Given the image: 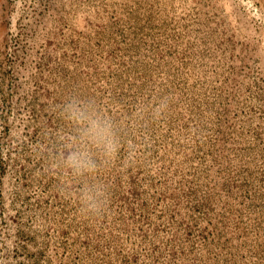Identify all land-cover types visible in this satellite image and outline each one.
Here are the masks:
<instances>
[{"label":"rangeland","instance_id":"rangeland-1","mask_svg":"<svg viewBox=\"0 0 264 264\" xmlns=\"http://www.w3.org/2000/svg\"><path fill=\"white\" fill-rule=\"evenodd\" d=\"M0 264H264V0H0Z\"/></svg>","mask_w":264,"mask_h":264},{"label":"clouds","instance_id":"clouds-1","mask_svg":"<svg viewBox=\"0 0 264 264\" xmlns=\"http://www.w3.org/2000/svg\"><path fill=\"white\" fill-rule=\"evenodd\" d=\"M67 115L79 129L77 137L70 141L72 145L63 157L62 164L75 177L89 176L97 172L94 151L103 153L111 159L119 151V142L110 121L94 115L83 106L69 103ZM99 191L91 186L85 187L80 199L89 210L95 211L98 206Z\"/></svg>","mask_w":264,"mask_h":264}]
</instances>
